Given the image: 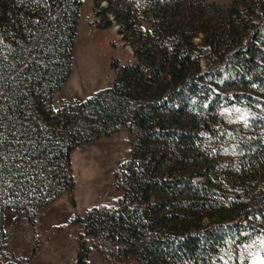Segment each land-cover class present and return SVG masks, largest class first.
<instances>
[{
	"label": "trees",
	"instance_id": "1",
	"mask_svg": "<svg viewBox=\"0 0 264 264\" xmlns=\"http://www.w3.org/2000/svg\"><path fill=\"white\" fill-rule=\"evenodd\" d=\"M85 1L0 0V253L7 210L34 221L74 190L73 151L125 129L116 199L70 224L76 264L92 250L108 264H249L242 249L264 241V9L92 0L91 24L118 26L135 60L55 107Z\"/></svg>",
	"mask_w": 264,
	"mask_h": 264
},
{
	"label": "rangeland",
	"instance_id": "2",
	"mask_svg": "<svg viewBox=\"0 0 264 264\" xmlns=\"http://www.w3.org/2000/svg\"><path fill=\"white\" fill-rule=\"evenodd\" d=\"M207 2L221 8L251 5L252 9H264V0ZM92 9V0H86L81 7L72 73L62 89L56 92L53 99L55 107L86 99L109 87L115 77L114 60L122 63L135 60L130 47L117 33L118 26L101 29L91 24ZM126 140L127 133L122 129L74 150V190L64 193L51 204L38 207L34 221L23 217L16 222L14 212L7 210L3 218L6 246L0 253V264H76L74 261L80 254L79 230L70 224L74 218L83 219L90 208L114 202L117 197L114 172L125 156ZM262 187L260 194H264ZM255 247H245L241 251L249 259V264L257 257L264 260V241ZM89 264L108 263L92 250Z\"/></svg>",
	"mask_w": 264,
	"mask_h": 264
},
{
	"label": "snow or ice",
	"instance_id": "3",
	"mask_svg": "<svg viewBox=\"0 0 264 264\" xmlns=\"http://www.w3.org/2000/svg\"><path fill=\"white\" fill-rule=\"evenodd\" d=\"M205 107H207V105H205ZM222 111L226 113V112L229 111V109L224 108ZM235 111L240 112L241 110L239 108H236ZM239 119L245 120V117L241 116V117H239ZM245 125L247 126V121L246 120H245ZM17 143H20V142L17 141ZM25 159H27V157H25ZM17 167H19V165H17ZM221 259H223V258H221ZM224 264H227V261H224ZM250 264H264V260H262L259 257H257V258L252 259L250 261Z\"/></svg>",
	"mask_w": 264,
	"mask_h": 264
},
{
	"label": "bare ground",
	"instance_id": "4",
	"mask_svg": "<svg viewBox=\"0 0 264 264\" xmlns=\"http://www.w3.org/2000/svg\"><path fill=\"white\" fill-rule=\"evenodd\" d=\"M74 263H77V261L75 260Z\"/></svg>",
	"mask_w": 264,
	"mask_h": 264
}]
</instances>
